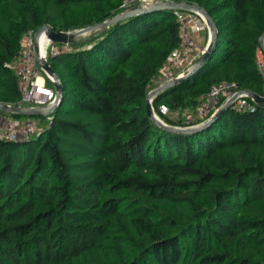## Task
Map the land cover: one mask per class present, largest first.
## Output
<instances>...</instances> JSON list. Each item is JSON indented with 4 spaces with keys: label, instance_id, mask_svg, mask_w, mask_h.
<instances>
[{
    "label": "trees",
    "instance_id": "obj_1",
    "mask_svg": "<svg viewBox=\"0 0 264 264\" xmlns=\"http://www.w3.org/2000/svg\"><path fill=\"white\" fill-rule=\"evenodd\" d=\"M187 1L214 20L213 49L155 107L196 106L222 81L264 94V0ZM121 3L0 0V100L21 99L9 63L25 32L78 30ZM87 40L49 55L64 85L50 124L0 138V264H264V104L231 103L194 130L148 114L151 79L179 40L174 9L129 16Z\"/></svg>",
    "mask_w": 264,
    "mask_h": 264
},
{
    "label": "built area",
    "instance_id": "obj_2",
    "mask_svg": "<svg viewBox=\"0 0 264 264\" xmlns=\"http://www.w3.org/2000/svg\"><path fill=\"white\" fill-rule=\"evenodd\" d=\"M160 1L162 0H122L120 12L135 6L146 7L148 3ZM174 13L179 23V40L163 62L158 74L151 79L148 92H152L157 87L190 70L207 46V44H201V33L207 28L209 37L211 36L209 22L204 11L198 8H176ZM41 34H38V29L25 32L21 38L20 49L10 61L9 66L18 77L21 91V99L15 105L39 108L47 110L49 113L44 116L20 117L8 115L0 110V138L15 140L40 134L43 128L50 124L52 112L59 103L54 76L46 70L44 63L45 60L49 61V55L65 52L70 47L68 42H56L47 36L45 55H41ZM259 51L257 64L264 76V47L262 45ZM155 96H151L153 112L154 114L156 112L165 121L162 115L167 114L170 107L166 103H161L158 108L155 107ZM233 96H235V100L232 103L238 108H254V104L248 98L255 99L245 89H239L233 82L222 81L214 84L209 91L199 95L197 105L186 114L185 125L180 126L190 127L205 123Z\"/></svg>",
    "mask_w": 264,
    "mask_h": 264
},
{
    "label": "water",
    "instance_id": "obj_3",
    "mask_svg": "<svg viewBox=\"0 0 264 264\" xmlns=\"http://www.w3.org/2000/svg\"><path fill=\"white\" fill-rule=\"evenodd\" d=\"M165 8H171V9H176V8H181V9H190V8H198L202 11L205 12L208 22H209V26H210V31H211V36H210V40L204 50V52L201 53V55L197 58V60L195 61L194 66L188 70L187 72H185L184 75L177 77L159 87H157L156 89H154L152 92H148L147 96H146V102H147V109H148V114L158 123L169 127L171 129H177V130H194V129H200L206 125H208L209 123H211L213 120H215L217 117H219L223 111L225 109H227L229 107V105L235 100V96L231 97L220 109H218L216 111V113L209 119L207 120L205 123L201 124V125H197V126H190V127H183L180 125H175V124H169L167 122H165L164 120H162L160 117H158L157 115L154 114L153 112V108H152V103H151V96L153 95H157L160 91L182 81L183 79L187 78L188 76L192 75L193 73H195L198 69H200L210 58L211 55V51L213 49V44L215 42L216 39V26H215V22L212 19V17L207 13V11L201 7L200 5H198L195 2H191V1H187V0H162L160 2L157 3H148L146 7L144 6H135L132 9L120 12L118 14H116L115 16L100 22V23H96L93 25H89L87 27L78 29V30H74V31H65V30H55L51 25L49 24H45L42 27H40L38 29V34L45 32L47 34V36L49 38H51L53 41L56 42H69L71 40H74L76 37H78L79 35L85 34V33H89V32H93L97 29H100L102 27H106L109 26L117 21H120L124 18H127L129 16L132 15H136L138 13L141 12H145V11H150V10H155V9H165ZM261 45L262 47H264V35L261 39ZM44 67L46 68V70L52 75L54 76V85L56 87V93H57V99L58 101H60L62 92H63V88L64 85L61 82L59 75L55 72V70L53 69L52 65L49 63V61L45 60L44 63ZM248 92V94L252 97H254V99L261 103L264 104V95L259 94L257 92L254 91H250V90H246ZM0 110L3 111H8V112H14V113H20V114H26L29 116H40V115H46L49 113V111L47 110H43V109H39V108H26L20 105H15V104H11L8 102H4L0 100Z\"/></svg>",
    "mask_w": 264,
    "mask_h": 264
},
{
    "label": "rangeland",
    "instance_id": "obj_4",
    "mask_svg": "<svg viewBox=\"0 0 264 264\" xmlns=\"http://www.w3.org/2000/svg\"><path fill=\"white\" fill-rule=\"evenodd\" d=\"M93 34V32H89V33H85V34H82V35H79L78 37H76L75 38V40H76V42H78V43H81V45L82 46H85V47H88V46H90L89 44H87L86 42H88V40L87 39H89L90 37H91V35ZM209 36V30L206 28L202 33H201V35H200V37H208ZM201 40V44L202 45H204L203 44V39H200ZM85 42V43H84ZM69 47L71 48V49H73L75 46H74V44H69ZM51 58V57H50ZM195 107V105L194 106H192V107H188V108H186V109H184V110H182V111H175V110H171L169 113H168V115H170L171 117H173L174 119H176V120H179V121H183L184 123H186L185 121V119H186V114L191 110V109H193ZM7 114L8 115H10L8 112H7ZM25 116H27L26 114H23L21 117H25ZM44 119H46V118H44ZM167 123H169V122H167ZM169 124H171V123H169ZM175 125H177V124H175ZM181 125V124H180Z\"/></svg>",
    "mask_w": 264,
    "mask_h": 264
},
{
    "label": "bare ground",
    "instance_id": "obj_5",
    "mask_svg": "<svg viewBox=\"0 0 264 264\" xmlns=\"http://www.w3.org/2000/svg\"><path fill=\"white\" fill-rule=\"evenodd\" d=\"M46 38H47V34L45 32H42V34L40 35V42L42 43L41 55H45V51H46V49H45V41H46ZM155 114L157 116H159L156 112H155Z\"/></svg>",
    "mask_w": 264,
    "mask_h": 264
},
{
    "label": "crops",
    "instance_id": "obj_6",
    "mask_svg": "<svg viewBox=\"0 0 264 264\" xmlns=\"http://www.w3.org/2000/svg\"><path fill=\"white\" fill-rule=\"evenodd\" d=\"M201 39H203L204 41H203V44H208V42H209V40H210V37L208 36V37H201ZM258 54H260V51L258 52Z\"/></svg>",
    "mask_w": 264,
    "mask_h": 264
}]
</instances>
